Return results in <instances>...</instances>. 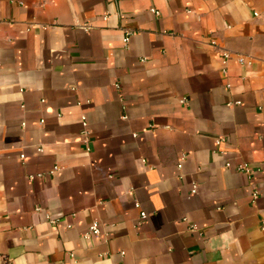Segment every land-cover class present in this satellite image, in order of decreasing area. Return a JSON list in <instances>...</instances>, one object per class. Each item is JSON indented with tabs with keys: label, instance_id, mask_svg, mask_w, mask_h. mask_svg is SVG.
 I'll return each mask as SVG.
<instances>
[{
	"label": "crops",
	"instance_id": "0c3cea01",
	"mask_svg": "<svg viewBox=\"0 0 264 264\" xmlns=\"http://www.w3.org/2000/svg\"><path fill=\"white\" fill-rule=\"evenodd\" d=\"M0 264H264V0H0Z\"/></svg>",
	"mask_w": 264,
	"mask_h": 264
},
{
	"label": "built area",
	"instance_id": "2783aa9c",
	"mask_svg": "<svg viewBox=\"0 0 264 264\" xmlns=\"http://www.w3.org/2000/svg\"><path fill=\"white\" fill-rule=\"evenodd\" d=\"M159 13V12H157ZM130 39V34L124 39V42L127 43ZM222 55H223V59H222V64H223V71L225 73H227L228 69H227V65H228V62H229V59L231 58V53L228 51V50H224L222 52ZM240 61L241 62H244L245 59L243 57L240 56ZM228 86H230V84H228ZM241 101L240 100H237V101H234V102H230L229 104L232 105V104H240ZM42 122H44L43 120H41ZM82 124H83V127L85 128L84 129V134H88V131H87V126H88V122H87V119L86 117H83V120H82ZM224 141V138H218L217 139V143H221ZM39 151H42V147L38 148ZM21 158L24 159L25 158V154H21ZM184 159V156L181 158V161ZM227 166H231V162L228 161L226 163ZM179 167H182V163L180 162L179 163ZM237 169L239 171H243V172H246V173H251V166L249 165V163L247 162H243V163H240L238 166H237ZM45 173H39V174H31L30 177L31 178H34L36 175L37 176H43ZM197 188H198V184L196 182H194L192 184V190L191 192L192 193H195L197 191ZM253 197L254 199H256L258 197V191H255L253 193ZM136 206L139 207V203H136ZM41 208L38 207L37 210H40ZM147 218V212L146 211H141L140 212V216L138 218V223H142L144 221V219ZM48 219L50 222H55L56 220L53 219L50 215H48ZM100 233V226H99V223L97 221H94L90 226H89V229L85 232V236H91V235H95V234H98Z\"/></svg>",
	"mask_w": 264,
	"mask_h": 264
}]
</instances>
